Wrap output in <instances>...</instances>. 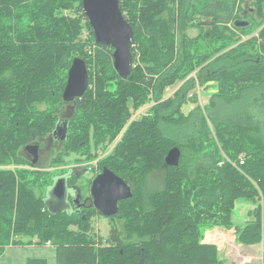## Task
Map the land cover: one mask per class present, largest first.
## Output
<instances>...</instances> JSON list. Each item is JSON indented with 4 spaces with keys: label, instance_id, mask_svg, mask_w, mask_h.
<instances>
[{
    "label": "trees",
    "instance_id": "obj_1",
    "mask_svg": "<svg viewBox=\"0 0 264 264\" xmlns=\"http://www.w3.org/2000/svg\"><path fill=\"white\" fill-rule=\"evenodd\" d=\"M120 8L133 28L127 79L114 68L111 46L88 50L95 37L83 0H0V255L9 245L50 241L58 264H221L205 231L232 228L239 200L256 207L237 229V242L264 247V0H120ZM238 20L249 24L236 26ZM84 28L88 41L81 39ZM75 58L86 62L89 87L74 102L53 163L69 154L92 162L121 135L99 159L98 172L110 168L134 191L107 217L112 228L100 247L92 221L101 212L92 205L49 209L46 192L57 174L32 165L26 152L52 131L67 104ZM210 82L217 84L210 103L183 112L188 101L197 102L193 88ZM173 147L181 150L180 163L168 167ZM157 172L164 173L155 178L161 189L146 193Z\"/></svg>",
    "mask_w": 264,
    "mask_h": 264
},
{
    "label": "water",
    "instance_id": "obj_2",
    "mask_svg": "<svg viewBox=\"0 0 264 264\" xmlns=\"http://www.w3.org/2000/svg\"><path fill=\"white\" fill-rule=\"evenodd\" d=\"M83 9L94 32L95 41L113 48V65L118 74L127 79L132 72L133 28L127 21L120 8V0H83ZM236 26L246 27L247 20H238ZM89 87V72L83 58H75L68 73V82L64 90V98L67 101L81 97ZM66 128H60L63 139L66 136ZM33 154V164L38 161V146L35 149L27 147ZM181 158V150L178 147L171 148L166 157V166H178ZM54 176V184L48 191L56 197L68 201L80 210L85 205L84 194L78 185L69 186L66 177ZM92 197L91 205L105 217L115 216L119 212V202L133 196L132 186L122 177L115 174L110 168L104 167L92 180L89 189ZM69 197L71 199H69ZM49 209L53 210L47 200ZM72 201V203L70 202Z\"/></svg>",
    "mask_w": 264,
    "mask_h": 264
},
{
    "label": "rangeland",
    "instance_id": "obj_3",
    "mask_svg": "<svg viewBox=\"0 0 264 264\" xmlns=\"http://www.w3.org/2000/svg\"><path fill=\"white\" fill-rule=\"evenodd\" d=\"M247 7V6H246ZM253 8V6H252ZM64 13L66 15L69 16H74L75 13L70 11V10H66L64 11ZM263 27V26H262ZM258 28V30L255 31V33L253 35H257V33L259 32V30L262 28ZM199 29L198 28H193L189 30V35L192 37H196V35L199 33ZM89 38V32L87 30V28H84L81 39L88 41ZM249 37H244V40L247 39ZM96 41L95 43L89 45V47L87 46L89 51H95L96 48ZM193 75V74H192ZM197 83V82H196ZM182 82L177 83L174 86H171L169 88H167L166 90V98L173 95L174 92L181 86ZM211 84V85H210ZM207 89H203V88H199L194 87L193 90L191 91V93L195 92V94H197V102H193V101H188L184 106H183V112L188 113L190 111L193 110V108L197 105L200 104L202 107H204L205 105L209 104L211 101V96L214 94L213 92H217V84L216 83H210ZM155 104V102L151 103V104H147L145 106H143L142 108H140L138 111H136L135 114H133L132 119L138 118L141 114H144L148 111V108L152 105ZM41 107H44L43 105H41ZM231 109V108H229ZM260 123L264 124V116H262L259 120ZM121 138V135L117 138L116 142ZM111 144V146H109L106 150H101L99 153V158L93 160L92 162L86 163V162H77L76 158L78 157L76 154H69V155H64L63 156V163H57L54 164L53 163V158L47 156L46 152H44V156L42 159V163H40L39 167H43L44 169L50 170L51 173L53 174H57L62 170H65V172L69 171V169H75V172H78L77 177L79 178L78 181L76 182V184L78 186H82L83 184H86L90 179L93 180V178L96 176V173L98 172V161L100 158L106 156L107 154H109L110 152H112L115 144ZM53 153L51 154L53 157L57 154V149L52 151ZM96 161V165L93 164V162ZM92 163V164H90ZM85 164H89L90 166H85ZM85 166V167H84ZM11 168H14L15 166H10ZM80 167V169L77 168ZM88 168V169H85ZM91 168V169H90ZM162 174V173H161ZM59 174L56 176V180L59 179ZM155 176V175H154ZM161 183H156V179L153 177V175L151 174L150 177L147 180L146 186H145V190L146 193H150L154 190H158L161 189ZM90 187L88 189H86L85 194L90 195V191H89ZM46 197L47 200L50 202H55L56 201V197L52 194V192L48 191L46 192ZM72 203V201H70ZM73 205H70V203L68 202V205L65 209L69 212H72L74 210V202L72 203ZM256 207V204H254L253 202H248V201H243V200H239L237 201V205L235 208V212H234V216H233V221H234V226L232 228H227V227H223V226H214L211 228H208L205 231V236L209 231H212L214 229H220L221 232L223 233V237L229 233H233L235 235V241L232 242V244L229 246L227 245L226 248H223L225 250H221L219 248V245L213 242H210L211 239L209 238L207 243H211L216 245V247L219 250L220 253V257L223 260V263L221 264H241L242 259L241 257H239L240 255H244L241 253L242 249H240V246L237 242V233H238V228H241L245 225V223L253 218V210ZM54 209V208H52ZM117 225H119V223L121 222L120 219H116L115 220ZM93 234L95 236V246L96 247H100L101 244L102 245H107L108 241L107 238L109 237V233L110 230L112 228V223L108 220L107 217L105 216H94L93 217ZM205 238V237H204ZM224 242V241H223ZM52 244V243H51ZM263 244V243H262ZM42 246H40L41 248ZM38 248V247H37ZM44 248V247H43ZM264 250V247H263ZM255 258H251L249 255H245L244 259L245 261L243 262V264H258L262 261L263 263V254L262 257L260 256H254ZM230 259V262L227 260Z\"/></svg>",
    "mask_w": 264,
    "mask_h": 264
},
{
    "label": "flooded vegetation",
    "instance_id": "obj_4",
    "mask_svg": "<svg viewBox=\"0 0 264 264\" xmlns=\"http://www.w3.org/2000/svg\"><path fill=\"white\" fill-rule=\"evenodd\" d=\"M77 99V98H76ZM76 99H72L70 101L67 102V104L60 110L59 114H58V120L56 125L54 126V128L52 129L51 132L43 135L41 138H37L35 141H33L31 144H29L27 147L32 148L33 150L35 149V146H38V151H39V158L38 161L33 164V154H31V151L27 149L26 147V152L28 154V156L31 159V163L34 166H38L40 165V163H42V159L44 156V152H46L47 156L54 158L59 152L63 151L64 148V140L67 137V132H66V136L63 139V134L60 133V128H66V122L67 120H69L70 118L73 117L74 114V102ZM57 149V154L53 157L51 154L53 153L52 151ZM75 173V171H72V169H69V171H67L65 174H63L64 177H66L67 179V183L69 186H73V185H77L76 183H70L69 182V178L71 177V174ZM59 173H57L58 175ZM60 175V174H59ZM91 187V186H90ZM87 198L85 200V205L84 207H82V209L84 208H88L90 207L91 203H92V197L91 195L85 194V196L83 197L82 201ZM69 199H71L69 197ZM51 207L54 208L53 210H66L65 208L68 205V201H64L63 199H56L55 202H50ZM78 208L74 205V210ZM80 209V211L82 210ZM73 210V211H74ZM79 211V210H78Z\"/></svg>",
    "mask_w": 264,
    "mask_h": 264
},
{
    "label": "crops",
    "instance_id": "obj_5",
    "mask_svg": "<svg viewBox=\"0 0 264 264\" xmlns=\"http://www.w3.org/2000/svg\"><path fill=\"white\" fill-rule=\"evenodd\" d=\"M210 83H213V82H210ZM210 83H208V86ZM213 93L215 94L216 92L214 91ZM77 169H80V167ZM72 171H76V170L72 169ZM75 173L78 174V172H75ZM152 175L154 178L160 177V179L162 180L164 173L157 172L156 174H152ZM208 240L209 239L207 238V236H205L204 242H208ZM40 246L42 247L40 248ZM239 246H240V249H242V251L246 255H249L251 258L252 257L255 258L254 256L262 257V254H263V244L262 243L255 244V245H248V246L239 244ZM220 249L222 250L223 248H220ZM37 258L47 260L48 264H58L57 248L48 242L42 245L38 243H31V244H24V245H9L6 247L4 252L0 255V264H27L28 260L37 259ZM227 260L230 262V259H227ZM258 264H263V263L261 261Z\"/></svg>",
    "mask_w": 264,
    "mask_h": 264
},
{
    "label": "built area",
    "instance_id": "obj_6",
    "mask_svg": "<svg viewBox=\"0 0 264 264\" xmlns=\"http://www.w3.org/2000/svg\"><path fill=\"white\" fill-rule=\"evenodd\" d=\"M241 163H243V162H241ZM90 164H92V163H90ZM93 164L94 165H96V161H94L93 162ZM85 166H90L89 164H85ZM84 166V167H85ZM91 169V168H90ZM234 233V232H233ZM232 232L231 233H229V234H227V235H225L224 237L222 236L223 235V233L221 232V230L220 229H214V230H212V231H209L207 234H206V236H207V238L209 239H211V241L210 242H213V243H216V244H218L219 245V248H226V246L227 245H231L232 244V242H234L235 241V235L233 234ZM224 241V242H223ZM48 243H51L50 241L48 242ZM241 253L242 254H244V255H240L239 254V257H241V258H243L242 259V263L241 264H243V262L245 261L244 259H246V258H244V256L246 255L243 251H241Z\"/></svg>",
    "mask_w": 264,
    "mask_h": 264
}]
</instances>
